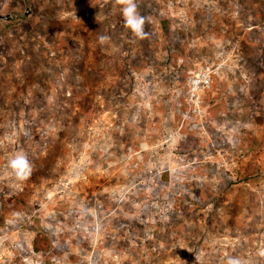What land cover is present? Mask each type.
Wrapping results in <instances>:
<instances>
[{"label":"rangeland","instance_id":"obj_1","mask_svg":"<svg viewBox=\"0 0 264 264\" xmlns=\"http://www.w3.org/2000/svg\"><path fill=\"white\" fill-rule=\"evenodd\" d=\"M136 3L0 0V264H264V0Z\"/></svg>","mask_w":264,"mask_h":264},{"label":"clouds","instance_id":"obj_2","mask_svg":"<svg viewBox=\"0 0 264 264\" xmlns=\"http://www.w3.org/2000/svg\"><path fill=\"white\" fill-rule=\"evenodd\" d=\"M108 2V0H106ZM113 7L119 6L120 13L123 18V26L126 30H130L132 36L137 39H144L147 36L144 25L146 17L140 15L138 12V5L136 0H111ZM99 43L104 45L110 40L107 35H101L98 37ZM9 167L17 177V179H24L27 177L30 166L27 157L20 153L15 158L9 161ZM198 260V258H195ZM227 264H240L238 260L229 259Z\"/></svg>","mask_w":264,"mask_h":264},{"label":"built area","instance_id":"obj_3","mask_svg":"<svg viewBox=\"0 0 264 264\" xmlns=\"http://www.w3.org/2000/svg\"><path fill=\"white\" fill-rule=\"evenodd\" d=\"M210 85V77L207 72L194 75L189 80V101L188 104L200 102V91Z\"/></svg>","mask_w":264,"mask_h":264},{"label":"trees","instance_id":"obj_4","mask_svg":"<svg viewBox=\"0 0 264 264\" xmlns=\"http://www.w3.org/2000/svg\"><path fill=\"white\" fill-rule=\"evenodd\" d=\"M36 250H38L39 249V247L38 246H36V248H35Z\"/></svg>","mask_w":264,"mask_h":264}]
</instances>
